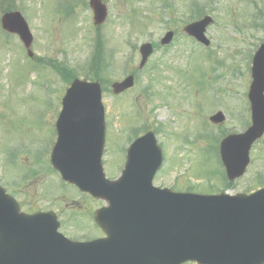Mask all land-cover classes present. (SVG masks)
<instances>
[{
	"label": "rangeland",
	"instance_id": "374dc122",
	"mask_svg": "<svg viewBox=\"0 0 264 264\" xmlns=\"http://www.w3.org/2000/svg\"><path fill=\"white\" fill-rule=\"evenodd\" d=\"M68 1L0 0V17L19 9L33 34L34 55L28 57L18 37L0 28V186L23 211H56L60 231L69 238L96 232L88 214L97 204L63 184L48 158L66 83L73 76H95L103 37L101 48L112 52L105 60L111 63V79H100L106 87L126 71L136 72L142 42L157 46L135 87L118 97L108 88L103 94L108 126L103 160L109 178L121 170L129 142L151 130L163 151L156 186L235 194L264 185V136L250 151L245 175L230 183L213 161L214 153L206 154L215 149L216 139L244 130L250 120L247 90L252 56L264 42V0H198L214 19L206 31L207 48L182 32L187 0H104L108 17L98 30L88 0H78L76 8L66 6ZM164 2L171 7L163 10ZM168 29L176 37L161 49L159 39ZM216 111L225 115L222 125L208 121Z\"/></svg>",
	"mask_w": 264,
	"mask_h": 264
},
{
	"label": "water",
	"instance_id": "95a60500",
	"mask_svg": "<svg viewBox=\"0 0 264 264\" xmlns=\"http://www.w3.org/2000/svg\"><path fill=\"white\" fill-rule=\"evenodd\" d=\"M90 6L94 23L101 24L105 5L91 0ZM1 23L19 35L31 56L32 35L22 15L6 13ZM210 23L211 17L205 16L184 30L208 45L204 32ZM172 35L167 32L162 44ZM151 52L149 43L140 47V67ZM251 73V125L219 145L229 180L245 172L249 149L264 132V44L253 57ZM133 83L132 76L114 82L113 93ZM61 105L51 165L64 181L107 202L94 216L106 237L71 241L57 231L53 211L23 213L0 186V264H264V188L251 194L198 195L154 187L162 151L152 132L129 146L121 176L107 180L101 163L105 126L99 83L73 80ZM210 120L220 123L224 116L218 112Z\"/></svg>",
	"mask_w": 264,
	"mask_h": 264
},
{
	"label": "flooded vegetation",
	"instance_id": "af4514ba",
	"mask_svg": "<svg viewBox=\"0 0 264 264\" xmlns=\"http://www.w3.org/2000/svg\"><path fill=\"white\" fill-rule=\"evenodd\" d=\"M166 48V47H165ZM164 49V48H162ZM107 126V125H106ZM108 127V126H107ZM125 158H126V149H125V152H124V161H125ZM124 161L122 160V166L124 164ZM122 169V168H121ZM121 171V170H120ZM120 173V172H119ZM87 197V199L89 201H93V203H96V207L95 209L90 213L89 212V224H91V227L93 228V230H96V233L94 232L92 236L90 237H86L84 238L83 240H93V239H97V238H101L102 237V234H101V231L100 229L97 227V225L94 223V220H93V214H94V211L98 208H101L102 206H104V202L101 201V200H98V199H94L92 198L91 196H89L88 194H83Z\"/></svg>",
	"mask_w": 264,
	"mask_h": 264
},
{
	"label": "trees",
	"instance_id": "16d2710c",
	"mask_svg": "<svg viewBox=\"0 0 264 264\" xmlns=\"http://www.w3.org/2000/svg\"><path fill=\"white\" fill-rule=\"evenodd\" d=\"M200 12V11H199ZM199 12H196L195 14H200ZM110 69V64L109 63H105V61L103 60V58L101 59L100 63L98 64V71L95 74V76H91V78H104L108 73Z\"/></svg>",
	"mask_w": 264,
	"mask_h": 264
}]
</instances>
